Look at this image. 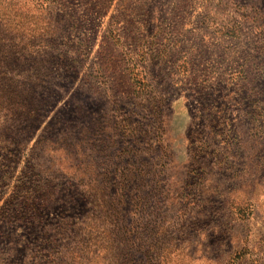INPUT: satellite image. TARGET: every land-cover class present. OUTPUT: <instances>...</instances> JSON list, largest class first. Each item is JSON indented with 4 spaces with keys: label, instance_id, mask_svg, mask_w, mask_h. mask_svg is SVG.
<instances>
[{
    "label": "rangeland",
    "instance_id": "rangeland-1",
    "mask_svg": "<svg viewBox=\"0 0 264 264\" xmlns=\"http://www.w3.org/2000/svg\"><path fill=\"white\" fill-rule=\"evenodd\" d=\"M0 264H264V0H0Z\"/></svg>",
    "mask_w": 264,
    "mask_h": 264
}]
</instances>
